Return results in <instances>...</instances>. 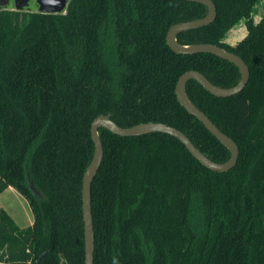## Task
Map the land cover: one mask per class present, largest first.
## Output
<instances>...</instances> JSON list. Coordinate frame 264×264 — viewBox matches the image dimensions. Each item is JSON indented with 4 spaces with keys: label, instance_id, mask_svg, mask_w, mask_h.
Here are the masks:
<instances>
[{
    "label": "trees",
    "instance_id": "1",
    "mask_svg": "<svg viewBox=\"0 0 264 264\" xmlns=\"http://www.w3.org/2000/svg\"><path fill=\"white\" fill-rule=\"evenodd\" d=\"M212 1L215 21L176 40L217 45L249 69L245 89L229 98L193 80L185 87L237 144V163L213 172L167 134L120 137L100 128L93 264H264V9L255 21L262 0ZM206 13L183 0H68L58 14L0 10V194L14 188L33 216L19 228L0 206V264L41 256V264H85L82 180L100 115L123 128L168 125L213 162L228 160L175 89L187 71L229 88L238 69L211 54H177L166 41L172 25ZM240 22L245 37L228 44Z\"/></svg>",
    "mask_w": 264,
    "mask_h": 264
},
{
    "label": "water",
    "instance_id": "2",
    "mask_svg": "<svg viewBox=\"0 0 264 264\" xmlns=\"http://www.w3.org/2000/svg\"><path fill=\"white\" fill-rule=\"evenodd\" d=\"M187 2H193L202 4L206 7L207 13L203 18L192 20L188 22H180L172 25L166 36L167 45L170 49L181 55H193V54H211L222 60H225L232 65H234L240 75L238 83L229 88H221L213 85L198 71H187L182 74L177 82L175 93L178 102L181 106L192 116H194L203 126L217 139V141L222 144L230 153L227 161L223 163H216L207 158L203 153H201L184 135L181 131L176 128L170 127L162 123H141L130 128H123L115 124L111 115H100L95 118L91 124L90 132L91 138L94 145V151L92 159L87 166L82 180V214L84 222V242H85V264H93V254H94V231H93V220L91 211V184L98 173L102 159H103V147L100 140L98 130L100 128L111 132L114 135L120 137H136L152 133H162L167 134L171 137L178 139L185 148L190 152V154L198 160L201 165L210 171L224 173L233 169L237 163L239 156V149L237 144L227 135L222 133L211 120L200 111L188 98L186 94V83L190 80L196 81L200 86L204 88L207 92L217 98H229L240 94L246 87L249 80V69L243 59L238 55L227 51L226 49L219 47L217 45L208 43H196L190 45H181L177 42V35L204 28L213 23L217 16V11L215 4L212 0H183ZM38 8L37 11L40 13L47 14H58L61 13L67 5L68 0H35ZM8 0H0V10L8 6ZM28 4V0H23L21 6H17L16 10H20L23 6ZM232 31V30H231ZM230 31V32H231ZM245 37L242 36L237 40L236 45L240 40ZM30 188L34 190L32 183L30 182ZM41 256L37 261V264H41Z\"/></svg>",
    "mask_w": 264,
    "mask_h": 264
},
{
    "label": "rangeland",
    "instance_id": "3",
    "mask_svg": "<svg viewBox=\"0 0 264 264\" xmlns=\"http://www.w3.org/2000/svg\"><path fill=\"white\" fill-rule=\"evenodd\" d=\"M37 4L34 0H31L28 8H25L21 13H29L37 11ZM264 9V0L256 7V14L254 15V20L258 21L259 16ZM2 10L14 11L13 0H10V4L3 8ZM246 34V30L243 22H240L233 30L229 33L225 41L228 44H234L242 36ZM0 206L5 210V212L10 215L14 220L15 224L19 228H26L28 226V221L30 217L32 218L31 211L29 209L27 201L18 193L5 192L0 196ZM31 221H33L31 219Z\"/></svg>",
    "mask_w": 264,
    "mask_h": 264
},
{
    "label": "flooded vegetation",
    "instance_id": "4",
    "mask_svg": "<svg viewBox=\"0 0 264 264\" xmlns=\"http://www.w3.org/2000/svg\"><path fill=\"white\" fill-rule=\"evenodd\" d=\"M8 1H9V4H10V0H8ZM30 1H31V0H28V4H27L26 6H23L22 9H20V10H16L17 6H21V5H22L23 0H13L14 10L17 11V12H21L23 9L28 8V5H29ZM34 1H35V0H34ZM35 3H36V2H35ZM9 4H8V5H9ZM6 7H7V6H6ZM4 8H5V7H4Z\"/></svg>",
    "mask_w": 264,
    "mask_h": 264
},
{
    "label": "crops",
    "instance_id": "5",
    "mask_svg": "<svg viewBox=\"0 0 264 264\" xmlns=\"http://www.w3.org/2000/svg\"><path fill=\"white\" fill-rule=\"evenodd\" d=\"M7 191H9V192H13V193H18L14 188H12V187H8L7 189H5L1 194H0V196L3 194V193H5V192H7ZM19 194V193H18ZM29 206V205H28ZM30 209V208H29ZM31 211V210H30ZM31 215H32V212H31ZM10 216V215H9ZM31 219L33 220V216H32V218L30 217V220L28 221V226L27 227H30V226H32V223H33V221H31ZM13 220V219H12ZM14 221V220H13ZM15 223V222H14ZM26 227V228H27Z\"/></svg>",
    "mask_w": 264,
    "mask_h": 264
}]
</instances>
